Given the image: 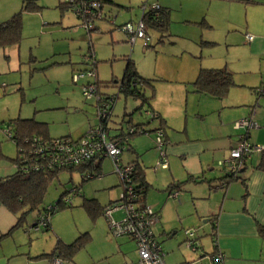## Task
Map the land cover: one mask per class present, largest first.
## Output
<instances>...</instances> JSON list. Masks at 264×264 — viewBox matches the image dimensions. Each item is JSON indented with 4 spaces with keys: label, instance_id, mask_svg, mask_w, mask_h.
<instances>
[{
    "label": "rangeland",
    "instance_id": "1",
    "mask_svg": "<svg viewBox=\"0 0 264 264\" xmlns=\"http://www.w3.org/2000/svg\"><path fill=\"white\" fill-rule=\"evenodd\" d=\"M22 1L0 0V22L20 11ZM110 1L112 3L103 4L102 16L91 21V31L84 28L82 19L71 7L61 4L62 0H35L31 10L21 11L23 27L20 43L0 48V149L4 155L0 157V177L14 170L9 158L15 156L16 147L4 133L10 119L33 117L46 122L51 137L71 135L77 138L97 123L96 99L85 100L81 94V84L85 81H74L78 70L93 63L101 82L99 91L103 93L115 95L118 92L117 87L109 82L121 78L126 60L131 58L142 76L168 79L179 91L180 98L177 99L183 102L184 87L192 90L191 82L187 80L195 78L202 68L226 67L234 72L235 80L251 81L255 80L259 61L264 73V39L255 44V36L259 34L255 33V27L264 25V0H166L165 4L170 9L168 23L163 27H146L150 38L148 46H144L139 38L130 42L118 26L129 21L137 22L142 14L141 4L145 1L150 4H159L160 1ZM112 18L114 23L110 21ZM246 34L252 35L250 43H246ZM152 82H155L154 79ZM105 83L107 85L103 86ZM117 96L114 113L110 117L112 122L107 129L109 136L117 133L113 122L120 123L122 117L125 119L122 124L125 125L127 116H122L124 111L125 114L131 113L135 119L145 118L139 110H134L139 100L125 98L122 93ZM155 150L157 157L151 163L152 168L161 167L156 165L159 151ZM123 152L120 162L125 164L129 161H126L127 155ZM100 166L99 174L87 181L81 182V171L76 169L60 171L58 177L49 183L44 196L45 206L56 202L65 191L64 195L71 194L73 188L80 185V193L72 198V205L51 215L52 230L31 228L37 211L26 214L12 230L20 229L25 234L27 246L34 241V245L39 244L45 251L52 247V241L59 235L66 236L70 242L80 233L89 232L92 239L77 252L74 259L77 263H90V255L99 253L106 246L101 239L100 220L104 223L107 220L103 214L90 215L81 206L83 197L95 198L100 204L107 205L110 200H114L111 204L118 201L123 189L111 159H103ZM123 216L122 211L114 214L117 219ZM194 219H191L195 222L193 225L186 224L183 219L182 225L176 223L178 233L182 231L180 240L185 239L182 245L176 243L170 252L167 245L161 246L158 242L166 264L167 252L174 253L177 248L187 249L186 230L193 231L194 237L198 241L200 239L199 246L193 251L198 254H203L202 248L213 251V243L206 235L209 227H202L207 226L205 218ZM108 234L112 240L128 237ZM9 235L8 239L13 241L15 236ZM131 241L136 246L134 239ZM185 252L174 253L176 262L193 258L194 255ZM208 253L197 260L198 264L202 260L205 263L209 261ZM107 260L120 264L117 253L110 254L107 259H96L95 264Z\"/></svg>",
    "mask_w": 264,
    "mask_h": 264
},
{
    "label": "crops",
    "instance_id": "2",
    "mask_svg": "<svg viewBox=\"0 0 264 264\" xmlns=\"http://www.w3.org/2000/svg\"><path fill=\"white\" fill-rule=\"evenodd\" d=\"M24 1L26 0L22 1V5ZM159 1V5L167 8L169 14L170 9L165 4L166 0ZM144 3L147 6L151 5L148 1ZM21 9L22 6L20 11H23ZM140 9L143 11L141 7ZM255 33H259L255 36L256 44L258 40L264 39V25H257ZM246 43L250 42L246 41ZM251 44L253 45L254 41ZM232 73L234 77V72ZM142 77L150 79L151 82L153 79L155 81L151 85L153 97L149 106L158 113V117L149 119L150 117L144 112L147 106L142 108L144 109L142 112L139 109V113L145 118L136 117L135 119L131 113L125 114L124 111L122 116H127L125 127L142 124L147 133H134L129 136L130 147L123 154L127 155L126 161L137 160L148 182L144 202L158 214V221L154 227L157 241L161 246L167 245V249L171 252L176 243L180 245L182 241H185V239L180 240L182 231L178 233L176 223L179 222L182 225L183 219L186 224L193 225L195 222L192 220H196L194 218H205L207 226L202 227H209L206 235L213 243V251L220 250L224 253V264H264V237L258 231L259 227H264V170L256 167L260 162L261 152H253L247 159L244 170L240 173L246 184L240 179H234L229 181L225 187H220L224 181L225 172L218 165V160L228 157L231 148L240 136L252 144L264 147V73L260 62L258 61V70L255 71V80L237 81L234 78L235 85L229 88L223 98L201 94L193 91V87L189 90L185 86L183 102L179 100V91H176L168 79ZM195 78L187 82L190 83ZM148 89L145 92L149 91ZM161 92L163 98H161ZM114 109L115 105L113 113ZM248 115H252L257 122L256 128L234 127V121ZM121 120L125 119L121 117ZM160 122L164 124L167 167L155 168L154 166L155 170H153L151 163L157 157L153 144L154 128L158 127ZM113 125L115 129L119 126L115 122ZM105 158L107 157L98 161V173L101 169L100 162ZM84 171L89 170L85 168ZM171 182L178 183L180 192L177 199L169 197ZM113 201L110 200L108 203ZM117 212L120 213V211L115 213ZM100 222L101 239L106 244L105 248L97 254L90 255V263H77L73 259L70 264H95L96 259H107L112 253L118 254L120 264H134V262L138 264L139 258L132 239L120 237L112 240L108 234L107 223L102 220ZM15 223L16 215L0 203V264H48L46 257H32L49 252L58 238L69 242L66 236L58 234L59 237L52 241V247L47 251L41 249L39 244L34 245V241L27 246L25 234L20 229L9 232ZM50 224L52 230V222ZM9 234L15 236L13 241L8 239ZM90 239H92L91 235ZM186 248L189 249L186 252L187 249H182V251L177 248L174 253H190L194 255L193 258H184L183 262L178 263L175 260L177 256L167 252V264H198V259L205 253H210V249L206 251L202 248L203 254H198L187 245ZM207 263L205 260L200 262V264ZM101 264L114 263L107 260Z\"/></svg>",
    "mask_w": 264,
    "mask_h": 264
},
{
    "label": "trees",
    "instance_id": "3",
    "mask_svg": "<svg viewBox=\"0 0 264 264\" xmlns=\"http://www.w3.org/2000/svg\"><path fill=\"white\" fill-rule=\"evenodd\" d=\"M81 1L82 0H75V3H79ZM98 1L101 2L102 5L106 2L112 3L110 0ZM61 4L65 5V7H71V4L67 2H61ZM157 5V8H147L146 10L142 11L141 19L146 27H163L164 25H167L169 20L168 10L167 8L161 7L159 4ZM33 7L34 1L26 0L23 2L21 10H31ZM22 27L23 24L21 11L14 13L10 18L0 22V47L4 48L7 45L19 44L21 41ZM210 43L212 44V42ZM97 81L98 86L101 87V82L98 79ZM109 83L116 86L118 93H122L125 97H132L139 100V104L136 107L138 110L141 109L140 107L147 106L146 110H149L155 114L153 118L149 119L152 120L158 117V113L150 109L149 106L153 97V89H151L152 82L150 79L140 76L132 59L128 58L126 60L123 76L119 80H113ZM106 85L107 83H105L103 86ZM191 85L193 87V91L195 92L215 98H223L226 96L229 88L235 85V81L232 71L226 67L202 68L198 71L197 76L191 82ZM147 88H149L148 94L145 92ZM112 114L113 112L111 113V116ZM110 119L111 118H109V121H111ZM123 122L124 120H121L120 123H117L119 126L116 127V130L117 134H128V147H130L129 136L136 133V131L133 133L128 132L130 126H134L135 128L140 127L143 131H145V134L147 133L146 128L142 124H132L125 127V125L122 124ZM6 125L10 129V134L4 133L16 147L15 156L9 158L13 165V172L9 175L0 177V203L7 210L16 215V223L11 227L9 232L22 221L26 214L32 211H37V216L35 217L34 222L31 224V228H39L42 231H49L51 230V224L49 220L51 215L54 214L58 209L71 206L72 198L80 193V185H77L73 188L77 191V194L71 198L70 202H65L63 199L65 196L64 194L67 192L65 191L60 195L56 202L45 206L44 196L49 183L58 177L59 172L62 170L71 171L77 169L82 172L85 170V168H87L89 171H86L81 176V182L87 181L89 179V175L93 177L99 174L98 161L101 158H98L96 162V159L90 160L85 165L78 166L76 168L60 167L55 161H53L52 149L49 147L50 141L59 137L49 136L47 124L45 122L37 121L33 117H16L10 119ZM108 125L107 127H109ZM163 125L164 124L160 122L159 126L154 128V131L156 128L163 129ZM2 156L4 155L0 149V157ZM247 159L248 158L238 161V164L240 165L238 166V171L236 173H227L224 170V181L220 184V187H225L229 181L234 179H240L244 184H246L245 179L242 178L240 173H242L245 166L247 165ZM129 162L134 163L131 172V183L133 192L135 194V203L138 206L148 205L144 202L148 189V182L145 180L137 160H132ZM256 167L264 170V148L261 151L260 162ZM170 187L171 192L172 190H178L179 186L178 183L171 182ZM110 204L111 203L102 205L95 198L83 197L81 206H83L90 215L94 216L97 214L104 215V209ZM40 221L44 222L39 226L38 224ZM258 231L259 234L264 237V227H259ZM89 240L90 235L88 232L80 233L70 242H64L58 238L56 240L55 246L49 252L40 253L32 258L46 257L48 259V264H50V261L53 258H59L61 264H65L66 262L72 261L77 252L81 250Z\"/></svg>",
    "mask_w": 264,
    "mask_h": 264
},
{
    "label": "built area",
    "instance_id": "4",
    "mask_svg": "<svg viewBox=\"0 0 264 264\" xmlns=\"http://www.w3.org/2000/svg\"><path fill=\"white\" fill-rule=\"evenodd\" d=\"M71 4V8L76 15L82 19V24L87 31H91L93 26L91 21L94 18L102 16L103 5L98 0H82L75 3V0H62ZM156 3L147 6L146 3L141 4L142 10L147 8H157ZM105 16V15H104ZM111 23L113 18L110 19ZM118 28L127 36L130 42L137 38L143 40V45L149 42V36L146 32V26L140 18L137 22H126ZM252 35L246 34V40L250 41ZM85 82L81 84V94L85 100L96 99L97 118L95 125L90 126L89 130L78 138L71 136H64L52 139L49 147L52 149L53 161L63 168H76L83 166L93 159L108 157L114 165V171L119 176L123 189L118 201L108 205L104 209V216L109 225V231L113 236L126 235L134 239L139 258V264H166L163 257L162 249L155 238L154 227L158 221V214L149 206H138L135 203V194L132 189L131 172L133 169V162L122 164L120 162V155L124 150H127L128 134H117L109 136L108 121L113 112V107L117 99V94L108 95L99 91L95 65L87 66L80 69L74 74V81ZM150 118L155 114L149 110L144 111ZM257 122L252 115H248L234 121L235 128H256ZM144 133L140 127L130 126L129 133ZM5 133L10 134V129L6 127ZM154 147L159 151L158 161L156 165L167 167L165 158V144L164 130L156 128L154 131ZM264 147L252 144L243 136H240L236 144L231 148L229 155L224 160H218V165L222 167L227 173H236L238 171V161L249 158L253 152H261ZM156 168V167H155ZM153 168V170H155ZM84 171V170H83ZM81 172V176L85 172ZM88 176V175H87ZM89 178L92 176L89 175ZM77 194L73 189L71 194H66L63 198L65 202H70L71 198ZM171 198H177L178 191L172 190L169 193ZM122 211L124 216L116 219L113 213ZM44 221L39 222V226ZM37 229V228H35ZM185 234L186 245L195 250L199 246V241L194 237V232L186 230ZM207 264H224L225 255L220 250H215L208 253ZM50 264H61L59 258H53Z\"/></svg>",
    "mask_w": 264,
    "mask_h": 264
}]
</instances>
